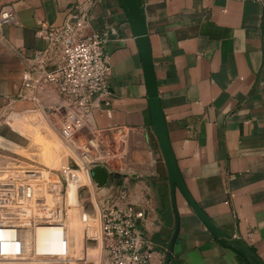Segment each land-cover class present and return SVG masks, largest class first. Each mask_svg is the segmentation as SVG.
<instances>
[{
	"label": "crops",
	"instance_id": "obj_1",
	"mask_svg": "<svg viewBox=\"0 0 264 264\" xmlns=\"http://www.w3.org/2000/svg\"><path fill=\"white\" fill-rule=\"evenodd\" d=\"M138 4L180 177L197 207L264 263V0H138ZM3 7L13 12L14 22L0 27V131L3 116L10 113L15 114L9 118L10 126L20 134L25 132L24 110H32V105L20 101L18 93L23 71L32 65L34 52L45 46L35 37L39 23L60 26L67 13L75 10L87 16L81 36L109 32L105 45L109 108L95 101L83 131L73 141L53 128L60 140L99 159L89 173L96 167L107 172L102 187L92 177L88 184L79 185L78 189L87 191L84 198L77 189L84 224L89 226L90 215L115 198L118 186L125 188L129 201L144 214L138 228L152 250L149 264H163L174 227L167 173L152 129L137 38L120 1L0 0V9ZM29 116V122L40 123ZM47 135L42 144L34 142L47 146L48 161L39 157L46 169L26 171L24 164L16 163L23 167L16 168L19 175L12 182L4 179L0 201L6 203L11 192L13 201L22 200L30 209L25 218L34 219L35 193L43 198L44 192L47 206L38 207L39 212L46 209L59 222L57 194L51 188L57 182L50 171L62 167L51 155L53 144ZM0 145L19 150L2 137ZM67 186L65 201L71 208L59 237L35 227V232L44 233L33 244L29 234L25 233L26 240L25 234L13 228L12 234L20 238H12L9 229L6 237L0 236V264L13 261L3 251L11 239L28 251L20 253L29 257L27 264H41L47 258L42 253L45 236L48 247L58 245L57 253L49 257L50 264H108L99 253L97 259L96 254L92 257L93 251H99L98 245L87 240L84 224L74 222L73 183ZM22 191L31 195L28 204L26 197H19ZM176 206L179 230L167 264H240L235 251L212 237L178 191ZM2 216L5 219L7 213ZM75 223L78 230L73 228ZM27 226H35V221ZM18 256L13 254L14 259Z\"/></svg>",
	"mask_w": 264,
	"mask_h": 264
},
{
	"label": "built area",
	"instance_id": "obj_2",
	"mask_svg": "<svg viewBox=\"0 0 264 264\" xmlns=\"http://www.w3.org/2000/svg\"><path fill=\"white\" fill-rule=\"evenodd\" d=\"M86 18L72 10L60 26L38 24L35 37L45 46L34 52L32 65L23 71L18 93L20 101L31 104L71 141L83 131L95 101H102L106 109L110 105L105 52L109 32L81 36ZM13 22L9 7L1 8L0 27ZM116 190L115 198L99 211L98 223L88 227L87 240L98 245L100 258L108 264H149L152 250L138 228L144 214L129 201L125 188ZM95 217L90 216L91 223Z\"/></svg>",
	"mask_w": 264,
	"mask_h": 264
},
{
	"label": "rangeland",
	"instance_id": "obj_3",
	"mask_svg": "<svg viewBox=\"0 0 264 264\" xmlns=\"http://www.w3.org/2000/svg\"><path fill=\"white\" fill-rule=\"evenodd\" d=\"M24 111L26 113H24L23 115H25L26 118L22 122H23V130L25 131L24 132L25 135L18 133L17 131L14 130L13 127L10 126L9 118L14 116L15 114L8 113L3 116V121H2L3 128L0 131V137L18 146L19 150H16V151L8 150L6 149L5 146H4L5 148H3L1 147L2 145H0V191L2 190V187H3L2 183L4 179L5 181H8V179H10V182H12L14 180L13 176L15 174L19 175L18 169L16 168L23 167V165L20 166L19 164H24L26 171L46 169V163L41 162V160L47 162L49 159L46 156L47 146L45 147L42 145L34 144V142L36 143L38 142V144L39 143L42 144L44 136H46V134L50 135V137L48 135L47 136H48V139L53 144L52 146L53 154L51 155L55 156V158L58 160V163L60 164L59 167H62L60 169L58 168V169H53L50 171L52 176L55 178L57 182V186H58V188L56 185L55 187L54 185L50 187L53 188V190H55L54 192L57 194L56 196H57V201L59 204L58 212H60L59 222L55 221L54 217H50L46 213V209L42 210V214L39 212L38 207H41L43 209L47 206V201L44 200L45 199L44 192H43V198H42L41 193L39 194L35 193L34 197L36 200L33 201L34 202L33 204L35 205V207L33 211H31L32 214L34 213L36 215L34 219H31L30 216L28 217L26 216L25 218V213L28 214L30 209H28V207L25 206V203L22 200L13 201V195L11 194V192L7 194V198L5 199L6 203H2L0 201V236L6 237L9 229H11V237L12 235L19 236L18 234H12V229L18 228L17 230H19L22 233V235H24L25 233L29 234L31 241H33V244H34V240L42 236L41 234L44 233V231L42 233H37V231L35 232L34 231L35 227L41 226V228L45 230L46 233H49L51 236H57L58 234V237L61 231L65 228L64 227L65 226V214H66L67 209L69 210L71 208L69 205L67 207L68 202L65 201V197H66L65 193L68 187L67 185L69 183H73V188H74V201L72 205V210L75 213V218L73 220L74 222L80 223V226L81 224H84V221L81 218L79 204L77 201V189L80 184H83V183L88 184L87 180L91 181V175L89 173V169L93 167L94 165H98L99 159L93 158V155L92 156L87 155L85 149L78 148L79 146L77 145L72 146L69 143H65L64 141L60 140L59 137L56 136V131L53 128V126L42 117L40 112L35 111L33 109L30 111L29 109L28 111L27 109H25ZM29 115H33L35 119L39 121L40 123H34L32 121L29 122L28 120H26V119H29L30 117ZM1 134H3L4 136ZM39 157L41 158V160L39 159ZM16 163H19V164H16ZM11 164L13 165L10 167ZM65 171H68V173H71V174L66 175ZM13 188L15 189L16 187L12 186V189ZM85 191L86 190H83L82 187L78 189V194L80 198L81 197L84 198V195H86L85 193L87 192ZM7 192L8 190L5 191V193ZM51 196L54 197L55 195L51 194ZM19 197L20 198L26 197L25 200H27L26 203L28 204L30 201L28 199L31 197V195L30 193L22 191V193L19 194ZM12 205H15V207H13V210H12ZM18 206H20V209L18 208ZM2 209H5V211L2 212ZM51 210L53 211V203H52ZM2 213H7V216H5V219H3ZM98 213H96V217ZM91 215H95V213ZM34 221H35V226L33 227L27 226L30 223H33ZM77 223H75V225L73 226L74 230L79 229V224L77 225ZM93 223L94 221L92 223L90 221L89 226H91ZM67 226H69L68 219L66 223V229H67ZM89 226H86L84 224L82 227H85L87 231ZM27 234H25L24 236L26 240L28 238ZM10 241L11 242L9 241L6 242L5 244L6 248L3 251L6 254L10 253V259L13 260L11 264L13 263L27 264L28 262L27 260L29 259V257L25 258V257L20 256V253L22 251L21 250L22 246H19L18 244L19 242L15 241V239H11ZM42 245H43L42 253H44V256H47V258L43 260L41 264H50L49 257L57 253V249H56L57 245L52 246L51 248L48 247L49 245H48L47 236L43 237ZM8 246L10 248H7ZM17 247H20V249H18ZM22 253L23 254L28 253V251L27 250L22 251ZM97 253H99L98 250L96 252L93 251L92 257L94 258L95 257L94 254H96L95 259H97ZM13 254H18L20 258L18 256V258L15 257L16 259H14Z\"/></svg>",
	"mask_w": 264,
	"mask_h": 264
},
{
	"label": "water",
	"instance_id": "obj_4",
	"mask_svg": "<svg viewBox=\"0 0 264 264\" xmlns=\"http://www.w3.org/2000/svg\"><path fill=\"white\" fill-rule=\"evenodd\" d=\"M122 9L125 11L128 20L131 22L133 33L137 38L139 54L143 64L145 80L147 85V101L151 115V124L154 135L157 139L161 156L165 165L170 205L174 216V227L167 249L164 254L163 264H167L176 240L179 230V216L176 206L177 191L183 197L188 206L192 209L199 221L209 231V233L217 239L222 245L234 250L241 256L248 264H264L248 247L247 245L218 227L211 221L195 204L189 195L177 169L175 159L172 154L169 143L165 119L161 110L160 101L158 98L155 77L153 73V66L151 61V54L149 43L147 39V29L144 24L143 16L138 4V0H119ZM90 175L96 182L98 187H102L107 180V172L104 168L96 167L90 171Z\"/></svg>",
	"mask_w": 264,
	"mask_h": 264
},
{
	"label": "trees",
	"instance_id": "obj_5",
	"mask_svg": "<svg viewBox=\"0 0 264 264\" xmlns=\"http://www.w3.org/2000/svg\"><path fill=\"white\" fill-rule=\"evenodd\" d=\"M238 261L240 262V264H248L241 256H239L236 252H235Z\"/></svg>",
	"mask_w": 264,
	"mask_h": 264
}]
</instances>
